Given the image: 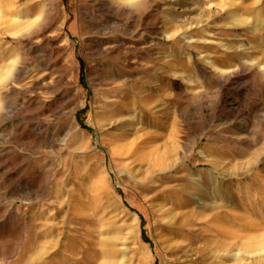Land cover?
Returning a JSON list of instances; mask_svg holds the SVG:
<instances>
[{
	"label": "rangeland",
	"instance_id": "374dc122",
	"mask_svg": "<svg viewBox=\"0 0 264 264\" xmlns=\"http://www.w3.org/2000/svg\"><path fill=\"white\" fill-rule=\"evenodd\" d=\"M180 1L0 0V264H264V0Z\"/></svg>",
	"mask_w": 264,
	"mask_h": 264
},
{
	"label": "bare ground",
	"instance_id": "6f19581e",
	"mask_svg": "<svg viewBox=\"0 0 264 264\" xmlns=\"http://www.w3.org/2000/svg\"><path fill=\"white\" fill-rule=\"evenodd\" d=\"M185 0L184 1H180L176 6L172 7L171 8V11L173 12H182V11H185L187 9L189 10H192L193 7H186L187 5L185 4ZM205 14V13H204ZM51 43V42H50ZM51 45V44H50ZM31 70V69H30ZM21 71V68H17V74H19V72ZM22 76V75H21ZM221 76L223 78H225L224 80L222 81H218V86L220 89L223 88V86L225 85V82L226 81H231L233 83H236V84H240L242 83V81H245L246 79L250 78L252 76V73L250 72H247V71H244L243 69L240 70V71H237V72H234V71H221ZM17 79V78H16ZM19 79V78H18ZM21 79V78H20ZM192 81L193 80H190L191 84L189 85H192ZM251 83H253V81H251ZM7 85V84H6ZM245 86H247V84H244ZM261 85V84H260ZM248 87V86H247ZM246 89V87H245ZM216 91V90H215ZM220 93V92H219ZM205 94V93H204ZM218 100H220V102H224L225 104H228V105H234V103L230 100H228L227 98L224 99V97L222 95L219 96ZM219 103V102H218ZM199 104V103H198ZM184 111V110H183ZM181 115V114H180ZM188 116V115H187ZM185 117V116H184ZM249 132V131H248ZM246 130H243L241 132H238L239 133V136H240V139H247V134H249ZM252 143V142H251ZM173 229V228H172Z\"/></svg>",
	"mask_w": 264,
	"mask_h": 264
}]
</instances>
